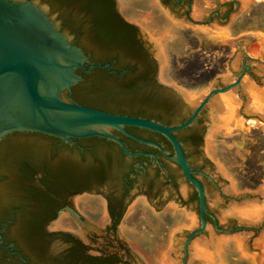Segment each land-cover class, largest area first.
Segmentation results:
<instances>
[{
	"label": "water",
	"instance_id": "1",
	"mask_svg": "<svg viewBox=\"0 0 264 264\" xmlns=\"http://www.w3.org/2000/svg\"><path fill=\"white\" fill-rule=\"evenodd\" d=\"M47 1L0 0V145L12 132H39L66 142L106 138L128 156L139 153L128 151L114 129L156 146L197 190L198 209L178 171L174 185L163 188L161 201L145 188L132 190L120 226L144 193L159 208L150 211L163 213L153 221L141 205L151 229L133 242L152 245L155 229L162 221L166 225L165 238L143 256V264H264V0H188V18L185 5L145 0L139 22L155 61V79L187 116L173 125L74 101L72 88L84 80L77 70L88 73L110 63L91 61L97 54L94 39L63 31L68 14L57 16V3ZM119 2L126 8L131 0ZM106 103L167 115L163 104ZM125 126L160 133L173 154ZM189 126L196 150L185 132L180 134L189 160L200 170L190 168L175 135ZM4 176L10 175L0 168Z\"/></svg>",
	"mask_w": 264,
	"mask_h": 264
},
{
	"label": "flooded vegetation",
	"instance_id": "2",
	"mask_svg": "<svg viewBox=\"0 0 264 264\" xmlns=\"http://www.w3.org/2000/svg\"><path fill=\"white\" fill-rule=\"evenodd\" d=\"M170 1L171 6L185 5L188 16V0ZM51 2L57 3V16L68 14L63 20V31L94 39L97 54L91 61L110 63L92 69V73L77 70L84 80L72 88L70 97L74 101L119 112L79 95L105 90L120 93L138 75L144 82L158 84L155 61L141 37L144 22H139V16L147 8L145 0H131L126 8H121L119 0L47 1ZM124 128L173 154L170 142L160 133L134 126ZM182 131L193 150L197 148L195 135L188 127L175 133L190 168L200 170L189 160ZM112 132L128 151L139 153L128 156L117 142L101 137L66 142L39 132H12L5 136L0 145V168L10 176L0 178V264H143V256L153 252L165 238L166 225L162 221L155 229L152 245L134 243L135 238L151 229L140 206L144 205L145 215L149 214L153 221L163 213L150 211L159 208L144 193V200L136 202L120 226L126 201L132 190L140 188L151 191L154 200L161 201L163 188L174 185L176 171L188 183L187 197L196 202L198 209L197 190L177 163L163 156L156 146L114 129ZM193 175L199 179L198 174Z\"/></svg>",
	"mask_w": 264,
	"mask_h": 264
},
{
	"label": "trees",
	"instance_id": "3",
	"mask_svg": "<svg viewBox=\"0 0 264 264\" xmlns=\"http://www.w3.org/2000/svg\"><path fill=\"white\" fill-rule=\"evenodd\" d=\"M136 70L135 65H128ZM79 98L90 100L93 103L104 106L105 108H110L116 113L128 114L133 116H141L147 119L157 120L165 125H173L183 121L187 116L181 114L180 112V102L177 98L169 93L165 88L156 84L144 82L141 75L133 78L130 81L125 91H120V93H115L113 91L105 90L103 92L97 93H84L79 95ZM110 100L111 102H141L147 107H157L161 104L167 107V115H161L157 113H152L149 110H133V109H120L112 105H108L106 102ZM190 128V127H188ZM183 142L186 143L185 138H182Z\"/></svg>",
	"mask_w": 264,
	"mask_h": 264
}]
</instances>
